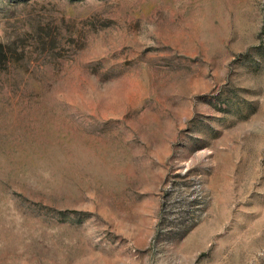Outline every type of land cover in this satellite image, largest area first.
<instances>
[{"label": "rangeland", "instance_id": "1", "mask_svg": "<svg viewBox=\"0 0 264 264\" xmlns=\"http://www.w3.org/2000/svg\"><path fill=\"white\" fill-rule=\"evenodd\" d=\"M0 264H264V0H0Z\"/></svg>", "mask_w": 264, "mask_h": 264}, {"label": "trees", "instance_id": "2", "mask_svg": "<svg viewBox=\"0 0 264 264\" xmlns=\"http://www.w3.org/2000/svg\"><path fill=\"white\" fill-rule=\"evenodd\" d=\"M0 53H2V46L0 45Z\"/></svg>", "mask_w": 264, "mask_h": 264}]
</instances>
